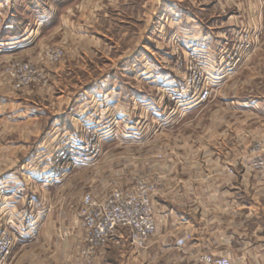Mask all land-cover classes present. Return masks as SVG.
Returning a JSON list of instances; mask_svg holds the SVG:
<instances>
[{
	"label": "rangeland",
	"instance_id": "rangeland-1",
	"mask_svg": "<svg viewBox=\"0 0 264 264\" xmlns=\"http://www.w3.org/2000/svg\"><path fill=\"white\" fill-rule=\"evenodd\" d=\"M9 1L6 8L0 0V11L5 10V20L17 17L18 28L25 34L17 50H12L14 47L1 32L6 25L0 22V93L14 96L19 105L14 104L21 107V111L34 109L41 114L27 120L30 115L24 113L22 117L25 118L15 123L0 121V163H4L5 170L14 165V160L22 161L26 152L19 146L28 149L42 139L41 135L56 116L62 112L68 114V108L72 107V111L78 108L83 90L81 82L97 76L98 70L94 67L101 68L104 75L113 68L119 81L124 82L120 86L122 91L134 88L135 95L146 92L151 100L143 104L135 102L134 112L138 113H133L127 123L115 117L92 118L91 124L111 128L114 135L104 143L95 165L73 169L64 187L55 192H69L66 202L70 207L77 206L78 213L81 199L87 193L103 197L113 188H130L140 179L154 184L147 179V174L156 164L153 160L160 157L157 145L173 143L174 137L168 136L161 141L154 137L143 143V138L148 136L135 134L162 127L160 116L158 120L149 119L143 123L139 114L141 108L149 107L147 111L156 117L160 110L157 103L166 99L172 83H184V77L188 78L186 73H174L177 52L187 59L186 62L194 58L192 64L201 67L203 79L211 88L206 103L181 115L182 120L176 128L182 129L183 141L197 138L202 130L213 133L221 128H243L246 131L247 172L255 174L264 170L253 168L258 156L264 158L263 145L254 137L255 129L264 126V118L255 116L253 103L255 97H264V0H195V7L190 6L189 0H182L179 9L178 6L173 8V3L179 5L178 0L161 2L156 8L153 5L156 6L158 0ZM49 6L53 7L51 15H55V22L42 25L43 17L51 10ZM144 12L147 19L143 17ZM189 13H194L193 18L199 23V37L189 22ZM55 51L61 53V58L51 61L49 55ZM12 67L33 68L28 84L16 87ZM66 67H72L71 71L65 72ZM13 106L9 104L6 111ZM256 107L264 112V103ZM87 126L75 128L76 141ZM190 130L195 137L190 135ZM67 140L63 146L55 148L51 162ZM126 142L130 144L127 147ZM140 142L142 146L136 147ZM257 146L260 149L257 150ZM17 147L20 150H16ZM5 148L10 151L6 152ZM65 212L61 218L72 211ZM123 254L114 250V263L126 264Z\"/></svg>",
	"mask_w": 264,
	"mask_h": 264
},
{
	"label": "crops",
	"instance_id": "crops-1",
	"mask_svg": "<svg viewBox=\"0 0 264 264\" xmlns=\"http://www.w3.org/2000/svg\"><path fill=\"white\" fill-rule=\"evenodd\" d=\"M178 1L179 5L173 3V8L181 7L182 0ZM2 2L9 7L6 5L9 0ZM161 2L167 0H158L153 7ZM194 3L195 0H189L190 6L195 7ZM52 8L49 6L51 10L43 17L42 25L54 21ZM3 12L0 11V22L6 27H2L1 32L14 47L12 50H17L25 32L18 28L17 17L5 20ZM189 15V22L199 37V23L193 18L194 13ZM143 17L147 19L145 12ZM71 68L66 67L64 71L70 72ZM94 70H98L94 79L81 82L83 90L78 108L74 111L68 108V114L60 112L41 135L42 139L28 149L19 146L26 152L22 161L14 160L9 170L0 163V229L7 228L16 240L9 264H116L112 256L114 250L124 253L126 264H203L199 262L203 255L226 257L231 264H264V170L255 174L247 172L245 129L227 127L213 133L202 130L198 139L186 142L180 133L182 129L176 128L182 118L169 117L161 110L155 117L147 111L149 107H140L142 122L147 123L149 119L153 122L160 116L162 127L135 135L148 136L142 137L143 143L154 137L159 141L174 137L173 143L157 145L160 157L153 160L156 164L147 174V179L155 185L152 197L155 234L143 251L134 249L127 236L119 234L105 248L91 254L83 253L85 243L76 217L78 207H70L66 202L69 192H55L64 187L73 169L56 172L52 169L51 155L66 139L76 138L75 128L87 126L92 118L115 117L127 123L138 113L134 112L135 102L143 104L148 100L146 92L135 95L134 88L122 91L120 86L124 82L119 81L113 68L108 75H104L101 68L94 67ZM6 96L0 93V121L15 123L25 118L22 117L24 113L30 115L27 120L41 114L34 109L21 111V107H16L18 100ZM120 100L125 102L119 104ZM11 103L14 106L6 111ZM253 103L255 116L264 118L261 107H256L264 103V97H255ZM190 135L195 137L191 130ZM254 135L264 150V126L257 127ZM180 140L182 142H178ZM128 145L126 142V147ZM67 209L72 212L61 218ZM185 235L189 236L185 245L176 248L175 241Z\"/></svg>",
	"mask_w": 264,
	"mask_h": 264
},
{
	"label": "built area",
	"instance_id": "built-area-1",
	"mask_svg": "<svg viewBox=\"0 0 264 264\" xmlns=\"http://www.w3.org/2000/svg\"><path fill=\"white\" fill-rule=\"evenodd\" d=\"M174 62V73L188 75L184 83L174 81L165 100L160 99L158 104L162 113L169 117L180 118L181 115L201 104L206 103L211 94V88L204 81V71L194 66V58L187 59L178 52ZM51 61H58L61 53L55 51L50 55ZM12 77L16 87L21 88L28 84L32 67H12ZM16 71H19L17 73ZM176 75V76H177ZM206 78V77H205ZM13 80V79H12ZM13 80V81H14ZM14 81V83H15ZM159 110V111H160ZM179 113V114H178ZM92 123L81 130L80 139L70 138L65 146L59 148L52 158L53 169L65 171L80 169L95 165L102 154L104 143L114 135L111 128H99ZM260 149L259 146L256 147ZM259 150L258 153H260ZM254 169H264V158L258 156L253 165ZM155 185L140 179L130 188H113L103 197H95L90 193L83 195L77 213L80 228L84 235L85 249L83 253L91 254L105 248L110 242L125 234L130 245L143 251L155 234V217L152 206V197ZM189 236L185 235L175 241L176 248H182ZM15 237L5 228L0 229V264H9L15 247ZM203 264H231L226 257L203 255L199 258Z\"/></svg>",
	"mask_w": 264,
	"mask_h": 264
}]
</instances>
